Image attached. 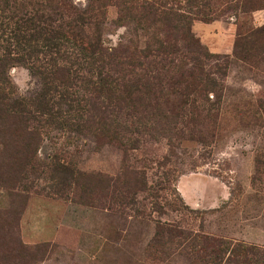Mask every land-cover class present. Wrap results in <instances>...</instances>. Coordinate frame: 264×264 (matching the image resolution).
I'll return each instance as SVG.
<instances>
[{"label":"rangeland","instance_id":"1","mask_svg":"<svg viewBox=\"0 0 264 264\" xmlns=\"http://www.w3.org/2000/svg\"><path fill=\"white\" fill-rule=\"evenodd\" d=\"M262 29L264 0H0V264H264Z\"/></svg>","mask_w":264,"mask_h":264},{"label":"trees","instance_id":"2","mask_svg":"<svg viewBox=\"0 0 264 264\" xmlns=\"http://www.w3.org/2000/svg\"><path fill=\"white\" fill-rule=\"evenodd\" d=\"M240 8H241V5H240ZM242 13H246V12H248V9H247V7H245V6H242ZM181 25H179V35H180V38L179 39H176V40H178L179 42H181L182 44H184V46L186 47V50H189V43L194 39V36H193V34H192V32H191V24H190V21L189 22H182L181 21V23H180ZM263 29L262 30H256V31H252V32H249V36L250 37H254V36H256V35H261L262 33H263ZM176 38V37H175ZM164 42L165 41H162V43H160V45H159V50H158V48H157V46H156V48L155 49H150L149 50V48H148V50H147V48H145L142 52H138V54L141 56V57H157V56H159V55H163V54H165V52L166 51H160L161 49H163V50H165L164 48H162V46L164 47L165 46V44H164ZM166 43V42H165ZM197 43H198V41H197ZM239 49V46L237 47V44H236V42H235V44H234V49ZM170 50H172V48L170 49ZM205 53H206V51H205ZM240 53H244V54H247V52L246 51H244V50H242ZM166 54H167V52H166ZM208 55V54H207ZM210 56V55H209ZM234 56H235V52H234ZM1 70H2V68H1ZM1 70H0V72H1ZM203 83L204 84H208L207 85V87L208 86H211V87H214V85H215V83L211 80V79H208V78H206V77H204V80H203ZM19 121V120H18ZM20 122V121H19Z\"/></svg>","mask_w":264,"mask_h":264},{"label":"crops","instance_id":"3","mask_svg":"<svg viewBox=\"0 0 264 264\" xmlns=\"http://www.w3.org/2000/svg\"><path fill=\"white\" fill-rule=\"evenodd\" d=\"M50 226L47 227V230L43 233H30L26 235V243H36V242H43L49 240L54 235V223L48 224Z\"/></svg>","mask_w":264,"mask_h":264}]
</instances>
